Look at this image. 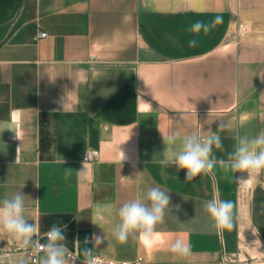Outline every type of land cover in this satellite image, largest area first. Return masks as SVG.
Here are the masks:
<instances>
[{
    "label": "crops",
    "instance_id": "1",
    "mask_svg": "<svg viewBox=\"0 0 264 264\" xmlns=\"http://www.w3.org/2000/svg\"><path fill=\"white\" fill-rule=\"evenodd\" d=\"M243 8L242 0H0V199L20 191L41 234L66 226L70 250L86 238L92 249L95 234L106 236L95 255L112 260L257 264L264 187L244 184L246 172L217 167L185 181L186 170L170 165L162 175L152 163L163 158L162 133L177 127L216 132L231 121L218 158L236 132L264 129V44L232 30ZM216 16L223 22L207 34L189 31ZM89 149L99 152L94 163L82 161ZM151 187L170 196L162 240L118 243V218L97 205L118 208ZM217 188L236 206L235 227L220 235L205 210ZM176 237L190 244L189 257L168 250ZM30 254L0 236V264H35Z\"/></svg>",
    "mask_w": 264,
    "mask_h": 264
},
{
    "label": "clouds",
    "instance_id": "2",
    "mask_svg": "<svg viewBox=\"0 0 264 264\" xmlns=\"http://www.w3.org/2000/svg\"><path fill=\"white\" fill-rule=\"evenodd\" d=\"M222 22L220 16H216L208 23L197 20L192 23L189 31L207 34ZM188 44L189 47H195L197 40L192 39ZM205 123L211 124L209 120ZM233 128L231 121L221 120L216 132L210 129L204 132L202 125L199 124V127L192 131H184L177 127L166 134L162 133L165 146L161 154L163 158L154 157L152 163L161 166L162 175H165L164 170L170 165H175L177 170H186L185 181H192L201 174H212L217 167L225 172H246L248 179L242 180L244 184L253 186L259 184L264 187V181L260 180V177L264 176V129L256 135H241L236 132L232 137L234 143L231 151H227L225 157L218 158L215 154L217 151L221 153L226 151L220 133ZM119 151L121 162L125 159V154L120 149ZM25 197L19 191L0 199V236L8 237L9 243H15L18 249L24 252L30 250L35 254V264H75L77 259H80L82 264H97L94 249L99 248L106 236L94 234L91 237L92 249L86 246L90 242L88 238L85 239L83 248L77 239L73 243L74 250H70L64 232L66 226L53 224L47 232L41 234L36 221L27 215ZM170 206L169 192L163 191L160 187H151L146 194H137L135 199L124 202L118 208L114 204L106 203L97 205V210L107 212L110 217L115 213L118 221L112 226L111 234L118 243L124 244L133 236L143 245L152 247L162 240L157 225L164 223L165 210ZM235 207L233 202L220 198L218 188L214 191L213 197L206 201L205 210L218 235L235 227ZM99 219L104 220V216H100ZM30 220L33 223H29ZM105 222L111 223V220ZM92 223L98 224L95 221ZM168 250L181 258H187L192 254L190 244L182 237L171 239Z\"/></svg>",
    "mask_w": 264,
    "mask_h": 264
},
{
    "label": "rangeland",
    "instance_id": "3",
    "mask_svg": "<svg viewBox=\"0 0 264 264\" xmlns=\"http://www.w3.org/2000/svg\"><path fill=\"white\" fill-rule=\"evenodd\" d=\"M242 1L243 5L246 4V8H243L245 15L243 14L242 18L239 19L238 12H236L232 30L236 31L237 36H247L253 42L264 44V0ZM240 25L245 26L246 30L244 32L239 31ZM251 256L258 257L257 264H264V251H261V249H256L255 252L251 253Z\"/></svg>",
    "mask_w": 264,
    "mask_h": 264
},
{
    "label": "built area",
    "instance_id": "4",
    "mask_svg": "<svg viewBox=\"0 0 264 264\" xmlns=\"http://www.w3.org/2000/svg\"><path fill=\"white\" fill-rule=\"evenodd\" d=\"M246 30L244 25L239 26V31L244 32ZM46 34L43 32H40L35 39L37 38H43L45 37ZM99 159V152L95 149H89L85 152L82 161L83 162H88V163H94ZM97 264H144V258L142 256H137L133 260H112L105 258L103 256H97ZM30 261L32 263H35L36 257L35 254L31 253L30 254ZM75 264H82V261H79L78 259L76 260Z\"/></svg>",
    "mask_w": 264,
    "mask_h": 264
}]
</instances>
